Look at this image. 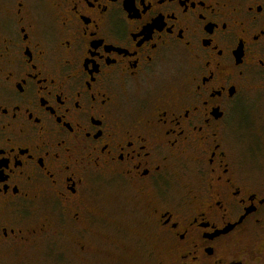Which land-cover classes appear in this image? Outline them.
<instances>
[{"label": "flooded vegetation", "instance_id": "flooded-vegetation-1", "mask_svg": "<svg viewBox=\"0 0 264 264\" xmlns=\"http://www.w3.org/2000/svg\"><path fill=\"white\" fill-rule=\"evenodd\" d=\"M130 224L264 264V0H0V245Z\"/></svg>", "mask_w": 264, "mask_h": 264}, {"label": "rangeland", "instance_id": "rangeland-1", "mask_svg": "<svg viewBox=\"0 0 264 264\" xmlns=\"http://www.w3.org/2000/svg\"><path fill=\"white\" fill-rule=\"evenodd\" d=\"M100 191L99 200L105 203L118 195ZM154 236L138 224L128 229H49L28 246L0 245V264H158L153 257L164 247Z\"/></svg>", "mask_w": 264, "mask_h": 264}]
</instances>
